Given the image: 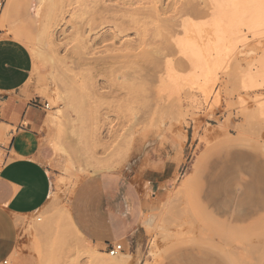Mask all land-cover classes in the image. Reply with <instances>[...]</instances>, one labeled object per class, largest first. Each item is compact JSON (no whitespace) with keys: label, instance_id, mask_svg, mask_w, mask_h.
<instances>
[{"label":"rangeland","instance_id":"374dc122","mask_svg":"<svg viewBox=\"0 0 264 264\" xmlns=\"http://www.w3.org/2000/svg\"><path fill=\"white\" fill-rule=\"evenodd\" d=\"M207 7L206 0H0V32L28 48L27 87L50 104L41 158L52 194L40 212L17 218L10 264L116 263L75 232L70 201L83 179L110 171L101 165L132 171L155 148L178 174L143 216L139 244L120 242L118 263H258L264 85L248 92L245 78L264 51V28L255 36L241 28L218 57L214 30L203 24ZM185 37L204 50L212 44L209 72L198 81L177 47Z\"/></svg>","mask_w":264,"mask_h":264},{"label":"crops","instance_id":"0c3cea01","mask_svg":"<svg viewBox=\"0 0 264 264\" xmlns=\"http://www.w3.org/2000/svg\"><path fill=\"white\" fill-rule=\"evenodd\" d=\"M33 68L28 48L0 32V263L17 248V218L40 212L52 194L41 158L45 101L27 87ZM156 153L132 171L97 173L78 184L69 212L84 239L106 251L115 243L139 244L143 216L166 197L178 174L176 164ZM207 226L226 234L224 227Z\"/></svg>","mask_w":264,"mask_h":264},{"label":"bare ground","instance_id":"6f19581e","mask_svg":"<svg viewBox=\"0 0 264 264\" xmlns=\"http://www.w3.org/2000/svg\"><path fill=\"white\" fill-rule=\"evenodd\" d=\"M206 1H207V6L209 7V9H208L209 12H208L207 16L205 15L207 18H205L206 21H204L203 24L207 27L208 26L212 27L214 30V39L215 40H214V49L213 50H215V52H214L215 54L217 52V54L221 55V53L226 51L225 42H226V40H228L227 38H229V36L235 35L237 32L239 33L238 30H240L241 28H245V29L249 30L252 34H254V36L259 34L260 28H262V27L264 28V0H206ZM204 3H205L204 6H206L205 1H204ZM202 17H203V15H202ZM199 19H201V18H198V20ZM188 22L189 21L187 20V23ZM192 22H194V21H192ZM192 22L190 21L191 24H192ZM184 23H186V21ZM187 23H186V25H187ZM195 23H196V21H195ZM198 26H199V23H198ZM184 27H185V25H184ZM194 27H192V28H194ZM200 27H201V24H200ZM200 27L196 28L197 30L199 29V33L201 31ZM196 32H198V31H196ZM200 36H198L199 40H200ZM263 39H264V37H263ZM230 40H231V38H230ZM196 41H197V39H195L194 37H193V39H190V38L188 39L185 37V38L179 39L177 41L178 46L177 45L176 46L179 47V51H180L181 55L188 58L190 63H192L191 66L194 69L192 68L191 75L193 74L192 76L194 78L196 77V80L198 81L199 77L203 76L209 69L208 64H210L211 61H210V63H208L209 60L207 61V56H210L212 54L213 50L211 48L212 44L209 46L208 45L209 43H208L206 45L207 49L205 48L206 50H204V49H202V47H205V45L201 47L200 44H198ZM215 62H217V61H215ZM211 69H210V71H211ZM193 70H195V71H193ZM169 76L173 81L178 80L177 79L178 76H176V77H174L172 75H169ZM246 77H247V78H245V80L247 79L246 80L247 81L246 82V88H247L248 92H252V91H255V90L263 87V85H264V51L262 52L261 55H259V57L256 59L255 63L250 64L249 72L246 75ZM188 83H190L192 85V84H194V81L193 80L190 81V79H189ZM59 113H60V111H59ZM56 120L57 119L51 120V122L56 123ZM46 122H47V120H46ZM99 167H100V165H99ZM101 167L104 170H106L109 168H111V169L115 168L117 166H114V164L113 165L112 164H103V166L101 165ZM101 167H100V169H101ZM111 169H109V170L111 171ZM22 226H23V224H22ZM74 229L76 232L77 231L76 228H74ZM84 252H85V254L88 253L87 250H85ZM15 253H16V250L11 257H13L15 255ZM88 254H90V252ZM88 254H86V256H89ZM91 255L93 256V254H91ZM91 255L89 256L90 258L87 257L90 260H91ZM257 255L258 254H256V256ZM120 256H123V255L121 254ZM110 260L113 262L116 261V263H114V264H119L118 260H120V258L116 256ZM92 261L94 264H100V263L101 264L102 263L103 264H113V263H108L104 260L100 261V259H98V258L92 259ZM257 264H264V246L260 250V258H259Z\"/></svg>","mask_w":264,"mask_h":264},{"label":"built area","instance_id":"2783aa9c","mask_svg":"<svg viewBox=\"0 0 264 264\" xmlns=\"http://www.w3.org/2000/svg\"><path fill=\"white\" fill-rule=\"evenodd\" d=\"M42 107L45 111H48L50 109V104L48 102H45ZM107 252L111 257H116L124 252V245L122 243H115L107 248ZM0 264H10L9 259L1 262Z\"/></svg>","mask_w":264,"mask_h":264}]
</instances>
